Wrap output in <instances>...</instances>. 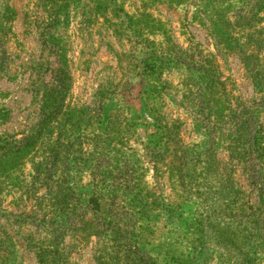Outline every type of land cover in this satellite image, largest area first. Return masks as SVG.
I'll return each instance as SVG.
<instances>
[{"label":"rangeland","instance_id":"rangeland-1","mask_svg":"<svg viewBox=\"0 0 264 264\" xmlns=\"http://www.w3.org/2000/svg\"><path fill=\"white\" fill-rule=\"evenodd\" d=\"M0 264H264V0H0Z\"/></svg>","mask_w":264,"mask_h":264}]
</instances>
